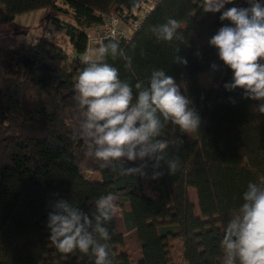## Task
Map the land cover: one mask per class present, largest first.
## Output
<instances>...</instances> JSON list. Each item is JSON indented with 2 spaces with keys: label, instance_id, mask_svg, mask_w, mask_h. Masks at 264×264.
<instances>
[{
  "label": "trees",
  "instance_id": "16d2710c",
  "mask_svg": "<svg viewBox=\"0 0 264 264\" xmlns=\"http://www.w3.org/2000/svg\"><path fill=\"white\" fill-rule=\"evenodd\" d=\"M145 1L0 0V24L48 8L51 22L64 31L70 47L65 55L41 38L0 49V264H95L91 254L86 262L78 250L64 254L48 241L47 217L59 199L94 217L96 200L108 194L116 197L124 230L136 236L137 264H173L170 242L176 239L185 264H223L225 226L243 203L247 185L264 177V114L240 90L223 87L233 73L209 45L228 23L219 20L220 13H204L202 0H157L130 39L118 43L124 55L105 58L134 93L137 82L147 85L152 71L164 70L192 101L202 118L195 139L188 141L168 122L160 137L169 143L166 159L179 158V170L151 180L122 175L119 164L101 168L85 155L86 142L79 135L83 114L73 97L77 77L86 67V31L101 26L102 16L137 18ZM232 6L249 5L235 0L226 8ZM53 14L68 16L73 23H61ZM169 18L180 22L183 40L164 42L154 36L153 26ZM108 42L116 41L104 40L93 49ZM177 48L187 66L173 63ZM213 64L221 76L205 104L198 76L204 69L213 70ZM83 172L97 173L99 180L86 181ZM190 189L200 219L194 216ZM106 227L113 264H131L126 253H118L123 239L115 219Z\"/></svg>",
  "mask_w": 264,
  "mask_h": 264
},
{
  "label": "clouds",
  "instance_id": "9594fccd",
  "mask_svg": "<svg viewBox=\"0 0 264 264\" xmlns=\"http://www.w3.org/2000/svg\"><path fill=\"white\" fill-rule=\"evenodd\" d=\"M246 3L248 7L226 8L235 0H202L204 13H220L219 20L228 22L209 41L222 65L233 73L223 87L229 92L240 90L242 98L255 102L256 110L264 114V0ZM180 29V22L169 18L153 26L152 32L158 41L172 42L183 40ZM179 52L177 48L173 63L187 66L188 60ZM117 54L124 55L118 42L101 44L94 51V61L85 59L86 67L74 84L73 98L83 114L79 135L86 142L85 155L100 162L101 168L119 164L125 176L157 180L165 172L171 175L179 170L180 160L166 159L169 143L160 139L164 122L190 136L200 132L202 118L181 85L164 70L152 71L147 85L137 82L134 93L118 69L105 61ZM212 69L218 71L219 66L213 64ZM177 141L182 146L183 141ZM136 161H141L138 167L128 166ZM242 201L224 229L223 264H264V177L247 185ZM95 207L96 215L90 217L69 200L51 204L48 241L61 253L78 250L94 256L95 264H113L106 225L118 214L116 197L101 196Z\"/></svg>",
  "mask_w": 264,
  "mask_h": 264
},
{
  "label": "rangeland",
  "instance_id": "374dc122",
  "mask_svg": "<svg viewBox=\"0 0 264 264\" xmlns=\"http://www.w3.org/2000/svg\"><path fill=\"white\" fill-rule=\"evenodd\" d=\"M142 9H144V6L141 5L138 9V13ZM49 16L50 10L48 8H44L34 12L17 15L12 21L5 24H0V49H11L23 43L34 44L37 40L45 38L59 46L65 55H69L70 47L66 37L64 36V31L55 27L56 25L51 22ZM54 17L58 18L59 22L61 23H73L71 18L68 16L59 14L54 15ZM94 51L95 50L92 47H88L84 58L92 60L95 56ZM220 76L221 69L218 71L204 69L203 72L198 76V84L205 93L203 98V102L205 104L208 102L210 88L215 87L218 84ZM186 139L188 141L194 140L195 135L193 133L190 136L186 134ZM81 176L86 181L99 180V175L93 172H83ZM189 197L190 202L194 207V216L200 219L194 190H189ZM114 219L116 230L123 239V247L118 249V253H126L130 258L131 264H137V262L140 260V253L136 236L133 232H126L124 230L119 208L118 214ZM170 245L173 264H185L182 260V246L180 240H172ZM84 256L85 261L90 262L91 256H89V254H84Z\"/></svg>",
  "mask_w": 264,
  "mask_h": 264
},
{
  "label": "built area",
  "instance_id": "2783aa9c",
  "mask_svg": "<svg viewBox=\"0 0 264 264\" xmlns=\"http://www.w3.org/2000/svg\"><path fill=\"white\" fill-rule=\"evenodd\" d=\"M157 0H148L142 3V9L137 18L122 21L114 15L102 16V24L97 28H91L86 31V46L94 47L104 40H113L116 42H127L132 33L138 30L141 21L145 15L153 8Z\"/></svg>",
  "mask_w": 264,
  "mask_h": 264
},
{
  "label": "crops",
  "instance_id": "0c3cea01",
  "mask_svg": "<svg viewBox=\"0 0 264 264\" xmlns=\"http://www.w3.org/2000/svg\"><path fill=\"white\" fill-rule=\"evenodd\" d=\"M96 59V55L93 57V59H92V61H94ZM188 194H189V192H188ZM190 198V197H189Z\"/></svg>",
  "mask_w": 264,
  "mask_h": 264
},
{
  "label": "bare ground",
  "instance_id": "6f19581e",
  "mask_svg": "<svg viewBox=\"0 0 264 264\" xmlns=\"http://www.w3.org/2000/svg\"><path fill=\"white\" fill-rule=\"evenodd\" d=\"M114 16H116V15H114ZM118 17V16H117ZM120 18V17H119ZM121 19V18H120ZM130 19H133V18H130ZM122 20V19H121ZM127 20H129V19H127ZM127 20H125V21H127ZM122 21H124V20H122Z\"/></svg>",
  "mask_w": 264,
  "mask_h": 264
}]
</instances>
